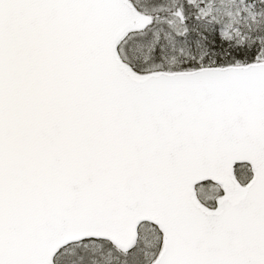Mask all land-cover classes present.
<instances>
[{
    "label": "snow or ice",
    "instance_id": "6c2138e0",
    "mask_svg": "<svg viewBox=\"0 0 264 264\" xmlns=\"http://www.w3.org/2000/svg\"><path fill=\"white\" fill-rule=\"evenodd\" d=\"M0 264H264V0H0Z\"/></svg>",
    "mask_w": 264,
    "mask_h": 264
}]
</instances>
